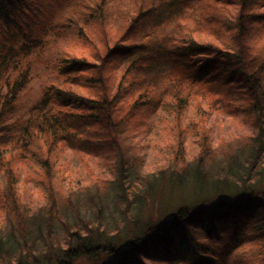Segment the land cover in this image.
I'll return each mask as SVG.
<instances>
[{"label": "trees", "instance_id": "16d2710c", "mask_svg": "<svg viewBox=\"0 0 264 264\" xmlns=\"http://www.w3.org/2000/svg\"><path fill=\"white\" fill-rule=\"evenodd\" d=\"M92 177L195 193L122 237ZM262 181L264 0H0V264H264Z\"/></svg>", "mask_w": 264, "mask_h": 264}, {"label": "rangeland", "instance_id": "374dc122", "mask_svg": "<svg viewBox=\"0 0 264 264\" xmlns=\"http://www.w3.org/2000/svg\"><path fill=\"white\" fill-rule=\"evenodd\" d=\"M36 56L37 55L32 56L34 58L33 78L23 95L24 102L28 104L40 95L43 86L51 79L50 70L46 68V64ZM103 166L104 164L102 168ZM91 167H94V171H100L96 169L97 166L93 164H91ZM159 180L154 184L156 185V189L150 193L151 196L146 197L143 203L137 207V205L122 204L118 195L119 191L112 188L113 190L108 192L103 188L102 182L98 184V181L94 179V177L91 179L89 178L86 185L89 189L83 191V194L79 196L81 199L80 211L83 215L89 216L92 219L95 217L97 218L98 214H100L102 220L107 222L112 228H120L121 232L123 230L122 237H128L133 226L136 225V228H140L149 221L150 218L169 217L185 197L189 195L191 198L195 193V188L191 185L182 187L179 186L177 182L176 185L171 188L169 186V181L164 179L159 182ZM261 185H264V181H262ZM67 215L71 218L74 217L73 212H67ZM43 221V219H37L31 223L32 233L35 235L34 237L40 236L41 231L45 228ZM57 230L62 232L60 225L57 226ZM98 263L96 259L81 257L75 264Z\"/></svg>", "mask_w": 264, "mask_h": 264}]
</instances>
